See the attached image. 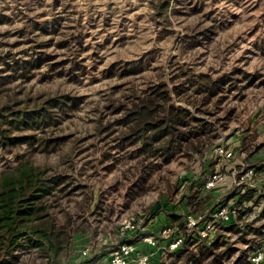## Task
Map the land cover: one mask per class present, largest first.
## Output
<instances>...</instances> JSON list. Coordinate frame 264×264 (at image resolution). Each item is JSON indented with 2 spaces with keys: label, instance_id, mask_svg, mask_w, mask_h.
I'll list each match as a JSON object with an SVG mask.
<instances>
[{
  "label": "trees",
  "instance_id": "16d2710c",
  "mask_svg": "<svg viewBox=\"0 0 264 264\" xmlns=\"http://www.w3.org/2000/svg\"><path fill=\"white\" fill-rule=\"evenodd\" d=\"M152 3L155 16L171 24L170 0ZM210 30L197 37L210 39ZM33 35L20 34L21 40L13 44L18 47L29 40L23 51L14 52L12 46L0 42V63L9 68L7 73L0 67V151L16 153L15 164L0 172V264H59L70 256L78 235H90L95 241L135 203L156 191L168 197L159 201L152 214L167 212L172 225L185 232L180 207L171 204L181 196L182 181L173 183L166 169L178 159L203 158L220 141L221 133L230 131L231 122L238 119L234 102L244 99L255 76L241 68L215 75L171 62L144 81L143 87L131 81L124 89L115 87L105 105L95 109L99 118L94 141L79 149L81 140L67 133L69 126L64 124L74 123L83 97L10 86L15 69L25 68L35 54L30 50L39 48ZM195 38L183 40L189 42L188 49L198 46ZM76 65L55 63L50 68L73 74ZM117 66L125 78L142 70L134 65ZM257 139L255 131L246 130L240 151L247 168L259 171L264 169V159H254L260 150ZM83 153L85 157L77 158ZM101 172L113 177L107 190L97 194L93 174ZM200 181L191 180L180 199L187 198L186 207L193 214L208 215L214 205L211 195L202 196ZM236 208V223L210 240L186 237L178 251L165 247L158 264H249L246 247L257 241L264 223L258 228L247 223L244 228L251 209L243 201Z\"/></svg>",
  "mask_w": 264,
  "mask_h": 264
},
{
  "label": "rangeland",
  "instance_id": "374dc122",
  "mask_svg": "<svg viewBox=\"0 0 264 264\" xmlns=\"http://www.w3.org/2000/svg\"><path fill=\"white\" fill-rule=\"evenodd\" d=\"M152 2L156 0H0V35L6 36L0 42L12 46L14 52L23 51L29 40L18 47L13 44L17 38L21 40L20 34L34 33L33 43L39 47L30 50L35 54L33 60L26 61L25 68L15 69L10 86L34 92L65 91L83 97V106L74 117V123L65 121L64 124L69 126L67 133L81 140L79 149H83L94 141L92 136L99 118L95 109L105 105L115 87L124 89L130 81L143 87L144 81L159 74L158 69L177 61L215 75L241 68L255 76L254 84L246 90L243 100L234 102L238 105V119L231 122L230 131L221 133L220 141L214 145L220 142H228L232 147L237 145V153L245 131H255L260 150L254 159H264V0H170L171 24L155 16L156 6ZM25 24H28L25 31H21ZM208 29H211L210 39L197 37ZM194 37L198 46L190 50L187 48L189 42L183 40L189 38L190 41ZM41 51H47V54L41 56ZM37 59L41 62L35 63ZM67 62L69 67L73 62L78 64L72 70L73 74H68V70L61 72L59 67L50 68L55 63ZM119 64L134 65L142 70L134 77L125 78L121 75L122 68L115 67ZM0 67L8 73V67L2 63ZM80 155L77 158L85 157L84 153ZM244 159L237 157L231 165L235 167ZM15 162V152L0 151V172ZM203 170V158L193 162L182 158L168 166L166 174L173 183L183 179L196 181L203 177ZM257 172L252 183L257 191L252 195L255 204L262 200L260 193L264 189V169ZM93 175L97 177L94 179L95 193L101 194L102 190H107V183L113 176L104 172ZM225 176L223 182L229 186L231 174ZM183 191L180 190L181 196L175 200L182 197ZM229 193L230 190H226L222 196ZM166 195L156 191L135 203L131 210L115 220L114 226L92 240L86 247L91 250L90 254L101 259L109 257L123 240V236L118 235L121 234L117 230L119 222L131 216L140 219L141 228L158 236L160 230L154 231L149 223L160 213L152 214L159 201L167 199ZM263 209H259L258 219L252 222L255 228L262 227ZM82 236L91 238L90 235H78L70 256L60 260L59 264H69L70 257L86 249H76L84 246L77 242ZM158 242L159 250L165 248L166 239ZM78 262L85 264L87 261Z\"/></svg>",
  "mask_w": 264,
  "mask_h": 264
},
{
  "label": "built area",
  "instance_id": "2783aa9c",
  "mask_svg": "<svg viewBox=\"0 0 264 264\" xmlns=\"http://www.w3.org/2000/svg\"><path fill=\"white\" fill-rule=\"evenodd\" d=\"M239 146V152L236 153V147H232L228 142H220L212 146L203 157L204 170L201 173L202 188L201 194L207 196L216 189L224 180L226 173L231 174L230 193L227 196H219L213 200L214 209L208 215L203 214L197 216L189 211L186 207L187 198L182 200L179 198L171 203L180 207V213L185 224V232H181L173 225L163 227L158 236L147 228H141L140 219L138 217H128L119 222L117 230L121 233L118 235L134 234L142 237L139 243L122 240V242L113 249L108 257L107 264H131L135 259L137 264H149L150 258L147 255H142L138 252V244H143L151 248H158L160 239H166V245L170 251H178L183 248L186 237L199 236L201 239H213L221 230L227 229L232 224L236 223L238 211L236 205L243 201L246 209H251V213L245 217L246 223L243 224L247 229L246 224L253 225L260 215L259 209L264 208V189L261 191L262 200L256 204L253 201L252 195L257 191L252 184L254 177L258 174L254 168H247L245 161H241L235 167L231 165L237 157H245ZM240 159V158H239ZM225 176V177H224ZM193 181V180H192ZM195 181V180H194ZM200 181V180H196ZM191 181L183 179L180 185V190H185ZM247 197V198H245ZM264 210V209H263ZM263 212V211H262ZM261 212V213H262ZM264 223V216L261 220ZM242 225V226H243ZM165 249V248H163ZM249 251V264H264V230L253 243L252 247L247 246ZM91 250L86 248L81 252L83 258H89Z\"/></svg>",
  "mask_w": 264,
  "mask_h": 264
},
{
  "label": "crops",
  "instance_id": "0c3cea01",
  "mask_svg": "<svg viewBox=\"0 0 264 264\" xmlns=\"http://www.w3.org/2000/svg\"><path fill=\"white\" fill-rule=\"evenodd\" d=\"M236 148L238 147L237 145L235 146ZM258 159H263V158H258ZM201 180V179H200ZM196 182V181H195ZM202 183V181H200ZM227 183H221L216 189H214L212 192H210L209 195H211V201H213L215 198L219 197L220 195H222L226 190H229L231 184L226 188ZM223 192V193H222ZM167 199H164L163 201H165ZM158 212H160L156 218H153V220L150 221V224L153 225L152 229L154 231H158L163 229V227L168 226V225H172V220L170 217V214H168L167 212L161 211L159 210ZM84 236L82 237H78L77 238V242L79 244H83L84 246H78L76 247V249H78V251H82L84 248L89 247V245H91L92 243V239L89 238H84ZM140 236L134 235V234H126L122 237L123 241H131V242H135V243H139V241H141ZM122 242V241H121ZM138 252L142 255H147L150 258L149 264H158L159 263V259L161 257V251L163 250L162 248L159 250L158 248H151L148 247L146 245L143 244H138ZM136 259V257H134ZM135 259L131 262V264H137ZM79 261H87L85 264H107L108 261V256L101 259V257H99L98 255H89V258H83L80 254V252H77V255L74 257H70V259L68 260L70 263L69 264H78L80 262ZM83 264V263H80Z\"/></svg>",
  "mask_w": 264,
  "mask_h": 264
}]
</instances>
